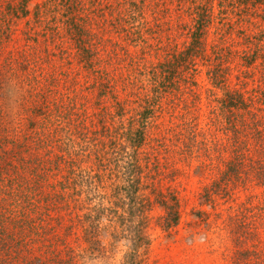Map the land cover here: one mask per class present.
<instances>
[{
  "label": "rangeland",
  "instance_id": "rangeland-1",
  "mask_svg": "<svg viewBox=\"0 0 264 264\" xmlns=\"http://www.w3.org/2000/svg\"><path fill=\"white\" fill-rule=\"evenodd\" d=\"M0 264H264V0H0Z\"/></svg>",
  "mask_w": 264,
  "mask_h": 264
},
{
  "label": "trees",
  "instance_id": "trees-1",
  "mask_svg": "<svg viewBox=\"0 0 264 264\" xmlns=\"http://www.w3.org/2000/svg\"><path fill=\"white\" fill-rule=\"evenodd\" d=\"M131 4H133V3H131ZM130 11H131V9H130ZM119 16H123V22L125 24V28H124L125 29V36H126L125 38L126 39L129 38V39H132V40H143L142 33H140L139 31H131L132 25H130V24L133 21V15H132V13L129 14V13H126V12H123V13L120 12V15ZM150 30L151 29L148 26L143 27V31L144 32H146V31L150 32ZM54 44H57V43H54ZM22 57H23L22 58V62H25V64L28 65L27 63H30V62L29 61L27 62L26 56L24 55ZM32 59L33 58H32V55H31L30 56V60H32ZM127 60L130 61V64H131V66L133 68L132 70H134V69L137 68L136 66L132 65V64H134V61H136L135 56H132L131 55V57L129 59H127ZM136 65H138V64H136ZM145 67L146 66H143V68H145ZM46 78L49 79V77H44L45 80H46ZM50 79H51V84L52 85H54V83L57 82V81L54 80L55 78H50ZM31 82H32V80H31ZM215 83H219V84L221 83L220 84L221 85V88H226V86H227L226 83H225V77L224 76H222V79L217 80ZM135 84H136L135 81L133 82L132 80H129L128 77H123V85H122L123 88H131ZM132 95H134V94L133 93H130L129 94V96H132ZM225 95H226V97L222 101L223 111L224 112H228V114H231L234 117V118H231V123H232V125H234V121L232 119H235L236 117H238V115H240L239 112H238V110H240V109H244L246 111H250V110L248 108L245 109L246 102L240 97L241 95L238 94L236 92V90H230L229 92H226ZM140 100H141V102H142V104L144 105L145 108H148L149 106L152 105V100L150 101L148 99V95L147 94H143V98L140 99ZM234 105L236 106V108H235ZM138 106H140V104H138ZM134 121H132V124L134 123ZM94 133H96V132H94ZM99 133H100L99 134L100 136H103L104 137L102 131H99ZM104 133H105V131H104ZM93 138H95V137H93Z\"/></svg>",
  "mask_w": 264,
  "mask_h": 264
}]
</instances>
